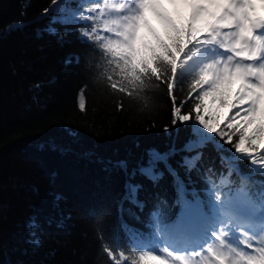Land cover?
Listing matches in <instances>:
<instances>
[{
  "label": "trees",
  "instance_id": "trees-1",
  "mask_svg": "<svg viewBox=\"0 0 264 264\" xmlns=\"http://www.w3.org/2000/svg\"><path fill=\"white\" fill-rule=\"evenodd\" d=\"M68 2L80 12L97 1ZM51 7L52 0H0V264H131L138 252L124 246L120 229L125 184L143 185V212L123 205L125 221L136 227L143 226L128 209L143 219L157 197L169 204L176 198L173 176L163 163L164 176L156 184L138 172L131 176L132 169L147 162L149 150L175 148L168 163L189 189L207 188L210 175L217 182L221 173L227 177L228 164L209 143L197 169L182 166L189 153L181 149L191 129L172 123V109L181 107L194 119L198 90L189 96V77L177 79L171 95L163 78H152L144 89L120 91L119 69L95 42H82L87 38L80 29L90 30L91 22H53L59 13L44 12ZM14 24L22 27L10 30ZM154 29L163 35L159 21ZM144 35L151 39L148 32ZM122 160L128 172L118 166ZM238 168L224 192L235 193L246 183L247 160ZM247 183L256 190L252 181ZM33 220L36 227L30 228ZM117 236L120 245L114 242Z\"/></svg>",
  "mask_w": 264,
  "mask_h": 264
},
{
  "label": "snow or ice",
  "instance_id": "snow-or-ice-1",
  "mask_svg": "<svg viewBox=\"0 0 264 264\" xmlns=\"http://www.w3.org/2000/svg\"><path fill=\"white\" fill-rule=\"evenodd\" d=\"M168 3L175 15L161 0H97L80 12L68 0H52V7L44 10L59 13L52 16L53 22H91L90 30L80 29L81 37L87 38L82 42H95L109 57L108 63L119 69L120 91L144 89L152 78H163L171 95L175 81L189 77V96L198 90L191 110L194 119L191 113L182 114L181 107L172 109V123L179 121L191 129L181 149L189 153L182 166L189 172L197 169L209 143L221 153L222 164H228L227 177L221 173L217 182L210 175L205 178L207 188L189 189L168 163L175 148L149 150L147 162L132 169L131 176L138 172L156 184L164 176L159 168L163 163L173 176L176 198L169 204L157 197L143 219L128 209V215L143 226L136 227L125 221L123 205L128 202L143 212L145 203L139 199L143 185L129 180L120 203L124 246L138 252L131 264H264V179L252 180L253 176L264 177V0H259L260 13L254 0ZM149 12L162 25L163 35L149 24ZM20 27L22 24L9 26L10 30ZM143 29L151 39L145 37ZM48 30L55 34V29ZM111 87L117 88V82ZM209 102L232 115L219 117L209 109ZM79 107H85L83 94ZM224 144L231 148L225 149ZM241 160H247L251 170L242 177L246 183L235 193L224 192L232 173H239ZM118 166L128 172L126 161ZM247 181H252L255 191ZM60 199L57 195L56 200ZM29 227H36L34 220ZM114 242L121 244L119 236ZM33 243L40 246L38 239Z\"/></svg>",
  "mask_w": 264,
  "mask_h": 264
},
{
  "label": "rangeland",
  "instance_id": "rangeland-1",
  "mask_svg": "<svg viewBox=\"0 0 264 264\" xmlns=\"http://www.w3.org/2000/svg\"><path fill=\"white\" fill-rule=\"evenodd\" d=\"M95 1H97V0H95ZM99 2H102V0H99ZM111 2H119V0H111ZM161 3L163 4L164 8L167 9V11L170 14H172V13L175 14V10L168 3V0H161ZM254 3L257 4V8H256L257 13H260L261 9L259 8V0H254ZM146 18H147L149 24L151 25V27L154 28L156 23L158 22V19L150 12L146 14ZM142 31H143V33H146L147 29H143ZM209 109L213 112L218 113L219 117H223V116H225V114L232 115V112H230L228 109L221 108L218 104H214L211 102H209ZM180 254H183V253L181 252Z\"/></svg>",
  "mask_w": 264,
  "mask_h": 264
}]
</instances>
